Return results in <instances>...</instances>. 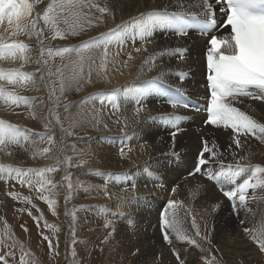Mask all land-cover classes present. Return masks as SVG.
<instances>
[{
	"label": "bare ground",
	"instance_id": "1",
	"mask_svg": "<svg viewBox=\"0 0 264 264\" xmlns=\"http://www.w3.org/2000/svg\"><path fill=\"white\" fill-rule=\"evenodd\" d=\"M29 2L33 4L32 14L27 18L30 20L37 14L42 16L51 0ZM90 2L96 3L99 7H107L109 12L101 14L96 8L65 3L63 9L59 7L56 9L59 18L57 28L67 33L71 26L79 21L84 26V31L77 36L66 35L64 39H52L53 30L44 26L41 19L37 27H44L43 44L54 49L61 47L79 49L82 43L92 38L99 41L102 33L107 34L122 22H130L132 17H137L140 13L162 10L165 6L169 12H184L187 9L194 11L201 0H182V7L179 8L176 7V0H90ZM60 3L61 0H57V5ZM97 17H102L103 22L98 21ZM64 19H67V23ZM88 19L94 21L92 26H88ZM7 27V21L0 26V32L5 37L9 40L24 41L31 48L25 53L26 61L0 59V68L19 69L36 75L33 78L34 83L29 82L27 85H11L7 80H0V86L6 91L33 98L30 105L20 104L18 107L0 100V120L17 125L20 131L19 144H9L0 150V165L22 170L57 167V171L43 173V178L35 172L24 178L26 181L31 180L32 184L51 180L55 185V188L52 184H45V187L50 192L49 199L56 201L54 206L56 215H53L47 203L45 208L50 210L58 221L55 227L60 231L61 239L57 247L58 262L66 264L67 260L64 244L66 238L64 194L69 189L68 182L63 179L64 173L67 172L66 158L61 159L64 154L61 137L64 134L49 116L52 102L49 100L51 85L48 73L49 70L54 71L56 67L63 70L64 86L61 88L59 82L55 94L64 99L69 131L73 132V140L79 142L69 147L72 155L68 163L71 190L78 191L76 197L78 202L97 203V208L84 212L85 223L92 225L96 233L90 238L78 233L86 237L85 242L77 246L79 254L83 253L86 259L87 252L100 244L105 249L104 257H92L94 262L90 263L179 264L172 252V248H175L185 264H204V258L209 260L215 258L217 264H221V258L222 264H264V253L259 251L258 246L243 231L244 227H249L255 234V230L264 226V188L249 189L246 193V206L239 207L237 215L233 209V202L224 197L221 191L222 188L229 190L233 186L207 178L208 174L226 171L228 165L235 167L237 163L241 166L264 167V143L253 136L241 137L242 146L237 148L230 139L231 129L205 125L206 112L203 109L210 98L207 96L205 83L202 38L178 37L170 28L160 27L154 30L148 42H142L139 38L133 41L131 29H128V35L122 44L117 42L118 37H112L113 43L109 45V55L103 67V47H91L79 54L73 51L64 54L63 58L55 57L46 68L42 61L36 63L40 47L35 34L31 38L22 34L13 37L10 34L11 30L4 32ZM145 47L147 51H143ZM134 48L142 50L136 53ZM177 48L187 49L184 59L180 60L172 54V50ZM128 53L132 54V60H128ZM154 53L165 54L156 56L154 66L148 65L141 69L145 58ZM126 60L128 66L124 67L122 62ZM81 65L84 79L79 82L81 86L78 91L77 81L72 79V75L74 70L79 71ZM180 73L184 74L182 83ZM155 77H159L158 86L145 83ZM89 78L92 83L86 82ZM122 87L131 91L122 92L117 98L120 110L115 115H112L113 109L107 100L101 107L99 99H91L99 93ZM177 88L180 89L179 95L190 107L173 109L166 102L169 96L178 95L175 92ZM139 89L145 90L144 111L139 117L141 122H137V118L133 116L134 92ZM235 106L246 111L258 122L264 123V101L240 98V102ZM195 108L201 110L196 111ZM93 115L96 117L95 120ZM168 116L180 117L178 127L181 130L177 133L174 143L169 133L175 129L167 119ZM118 117L121 118V123H113ZM123 117L128 118L127 127H124ZM49 120L51 127H45ZM97 120L100 123H97ZM104 123H107V128L103 126ZM45 133L52 134L51 145ZM125 136H129L130 139L122 141ZM204 140L209 141L210 147L215 142L214 150L217 156L209 158L206 154L209 163L203 165L202 173L190 175L195 171ZM122 142L132 149L128 151V147L125 148V158H121L119 154ZM141 145L144 147L141 148ZM76 146L85 161L82 165L80 164L82 159H78V153L75 151ZM44 148H49V152L43 153ZM241 156L245 159L241 160ZM61 160L65 164H61ZM251 170V167L246 168L245 172L236 178L237 181H242L250 175ZM96 173L114 174L113 180L107 184V191L112 194L111 198L104 194L105 176ZM116 174H121L120 180L124 182H117ZM257 177L264 179V173H258ZM252 182L255 183V179ZM133 183L136 185L135 191L131 188ZM28 185V183L21 185L17 179H8L7 182L0 180L2 223L0 228L11 214L23 215V212H30V203L24 201L22 197L23 193H28L26 191ZM174 186H177L175 193L172 192ZM9 192L16 193V198L8 195ZM169 200L182 202L169 209V218L171 219L172 213L175 212L180 235L186 237L179 239L176 232L169 230L171 245L164 241V229L161 227V214ZM235 203L239 205L238 196ZM216 205L219 207H215ZM193 217L200 230V236L195 235ZM241 219L245 220L244 225L239 223ZM109 221L111 223L106 228L105 224ZM81 222L83 225L84 220ZM18 233L21 237L25 236L20 231ZM101 234L103 236H100ZM204 235H208L211 243L203 239ZM104 237H107V242H100V238L103 240ZM193 240L195 243H192ZM89 259L91 260V257Z\"/></svg>",
	"mask_w": 264,
	"mask_h": 264
},
{
	"label": "snow or ice",
	"instance_id": "2",
	"mask_svg": "<svg viewBox=\"0 0 264 264\" xmlns=\"http://www.w3.org/2000/svg\"><path fill=\"white\" fill-rule=\"evenodd\" d=\"M39 2V0H37ZM213 0H203L200 7L206 9L204 20L198 27V33L202 36L207 37L206 41V88L210 91V99L207 102L206 107L203 109L206 112V119L204 121L205 125L214 126L217 128H223L225 130L231 129L230 139L232 143L235 144L237 148L242 146L241 137L247 138L248 136H253L261 143H264V123L258 122L253 116L249 115L246 111H242L239 107L235 106L237 102H240V98H252L264 101V0H214V3L219 5L218 9L212 7ZM75 4L82 7L96 8L101 14L109 12L107 7H99L96 3L90 2V0H61V3L57 5V0H51V3L47 5L44 9L42 16L37 14L35 18L27 19L31 16L33 11V4L29 0H0V26H3L5 21H7L8 27L4 29V32L11 30V36L26 35L31 38L34 34L37 37V41L40 47L39 58L36 63L39 64L41 59L44 57L45 45L43 44V34L44 27L38 28L39 20H43L44 26L51 28L54 32L52 39L66 38V35L77 36L80 32L84 31V26L77 21L76 25L71 26V30L67 33L61 31L57 28L59 22L58 15L56 13L57 7L63 9L64 4ZM176 7H182V0H176ZM219 11L223 19L217 24L216 12ZM77 16L79 14H76ZM98 21L103 22L102 17L96 18ZM67 23V19H64ZM94 21L92 19L87 20L88 26H92ZM170 28L173 33L177 36H186L188 34L189 25L186 22V15L184 12H169L167 6L162 10H152L140 13L137 17H132L130 22H122L117 25L116 28L109 30L107 34H101L100 40L97 38H92L88 42L81 44L79 49L74 47H61L53 52L52 48L47 49L48 57H61L64 54L77 51H86L91 47H103V61L102 67L106 64V58L109 55V45L113 43L112 37H118V43H123L124 38L128 35L127 30L131 29V38L135 41L139 38L142 42H148L149 38L153 35L156 28ZM79 29V30H77ZM221 29L226 30V34L221 31ZM215 33V34H214ZM105 36L107 38H105ZM102 41V43L100 42ZM31 46L26 44L21 40H9L7 37L0 32V59H20L21 61H26V52L30 50ZM141 48H134L136 53L141 52ZM143 51H147V48H143ZM187 49L177 48L172 50V54L176 55L178 59H184ZM165 53H154L153 55L145 58L141 65V69L144 66H154L156 56L164 55ZM128 60H132L133 56L128 53ZM83 57H81V60ZM44 64H48L47 59L43 60ZM123 66H128V61H123ZM23 64H21V68ZM66 67V66H65ZM62 68H56L55 73H60L62 75ZM151 71V67H149ZM54 73L49 70L48 75L51 76ZM163 73H161L162 75ZM35 73H26L20 71L19 69H2L0 68V80H7L11 85L22 84L27 85L29 82L34 83ZM181 83L184 79V74L180 73ZM43 79V77H41ZM72 79L77 81V90H80V81L84 79L83 67L79 68V71L74 70ZM87 83H92L91 79L86 80ZM149 85H159V77H155L149 81L145 82ZM61 88L64 86L63 77L61 79ZM255 90V91H253ZM54 91V90H53ZM129 89L122 87L119 89H112L109 92L99 93L97 96L91 97V99L100 100L101 107L105 100H107L112 109V115H115L120 110V104L117 102V98L122 92L128 93ZM178 94L176 96H169L166 102L173 108L184 107L188 108L190 105L183 99L180 93V89H175ZM135 105L133 109V116L139 120L140 114L144 111L143 98L145 95L144 89L135 90ZM52 94L49 95V100L51 101ZM0 100H4L6 103L16 105L20 104L30 105L33 102V98L17 95L14 92H8L4 87L0 86ZM196 111H200V108H195ZM55 109H49V116L53 114ZM165 117H160L164 119ZM93 119L96 117L93 115ZM127 117H123L125 121L124 127H127ZM167 119L171 122L172 127L175 129L171 131L169 135L172 137L173 143L175 142V137L177 133L181 130L178 127V121L180 117L168 116ZM56 123L60 124V118L56 117ZM97 123L100 121L97 120ZM113 123H121V118L118 117ZM105 128L108 127L107 123L103 125ZM45 127H51V121L49 120ZM124 128H121L123 131ZM47 135L48 143L51 145L53 143V136L51 133H45ZM68 135H73V132L68 131ZM129 136L122 138V141L129 140ZM20 143V131L17 125L11 124L5 120H0V150L4 146L9 144H19ZM128 147L127 144H121L119 149V154L121 158L126 157L125 148ZM144 145H141L143 148ZM216 147L215 142L213 145L209 146V141H203V148L198 156V163L193 173H199L201 171V166L209 163V158H215L217 152L214 150ZM231 147V144L229 145ZM132 149L128 147V151ZM49 152V148H44L43 153ZM208 154L209 158H206ZM69 160L71 158H68ZM241 160L245 157L241 156ZM63 163V160L60 161ZM85 161H80L82 165ZM251 167V173L242 181H237V177L241 176L245 172L246 168ZM57 167H49L46 169H28L22 170L19 168H12L11 166L0 165V180L7 182L8 179H17L21 185L28 183L32 184L31 180H25L24 177L28 176L29 173H37L43 178V173L57 171ZM15 173V175H13ZM258 173H264V167L260 165L254 166H241L239 163L235 167L232 165L227 166L226 171H220L216 174H208L207 178L209 180H215L217 183H227L232 185L229 190L221 189L223 196L229 201L233 202V209L239 215V207L246 206V193L249 189L255 190L257 187L264 188V179L258 178ZM97 175H104V189L105 196L111 198V193L107 191V184L109 181L113 180L114 174L107 173H96ZM121 174H116L115 179L117 182H124L120 180ZM64 180L68 181V189L71 190L72 184L68 174L63 177ZM255 179V183H253ZM45 184H52L51 180H45L41 184V189L44 188ZM55 188V185L52 184ZM176 187L172 188V192L175 193ZM133 191L136 189V185L133 183L131 185ZM87 191V189H84ZM126 190V189H125ZM8 195L16 198V193L9 192ZM238 196L239 205L235 203ZM48 204V207L52 210L53 215H56L55 204L56 201L48 199L47 197H41ZM68 197H65L67 201ZM182 202L169 200L168 205L164 208L161 214V227L164 229L163 239L166 243L171 245L172 240L170 239V231L176 232L179 239H186L180 235L179 221L176 219L175 212L172 213V218H169V209H172L176 204ZM215 207H219L216 205ZM31 215V213H29ZM75 213H73V220H75ZM109 223L105 224V227H109ZM241 225H244L245 220H239ZM192 225L196 228V236H200V230L196 225L195 218L193 217ZM114 231V229H113ZM243 231L248 235L249 239L252 240L257 246L261 253H264V226L258 230L250 229L249 227H244ZM111 235V233H109ZM48 240V237H44ZM203 239L208 241V235H204ZM104 242H107V237H105ZM0 243H3L0 240ZM75 243V240L73 241ZM192 243H195L193 240ZM48 247L50 251H54L53 244L51 240H48ZM58 247V244H57ZM139 251V250H137ZM172 252L175 255L176 260L179 264H185L184 260L181 258L179 252L175 248H172ZM59 255V253H55ZM73 257H75L76 252L73 249ZM135 254V253H133ZM0 261H4L7 264V260L3 255H0ZM23 262V257H21ZM204 264H217L215 258L209 260L204 258ZM222 264V258H221Z\"/></svg>",
	"mask_w": 264,
	"mask_h": 264
},
{
	"label": "rangeland",
	"instance_id": "3",
	"mask_svg": "<svg viewBox=\"0 0 264 264\" xmlns=\"http://www.w3.org/2000/svg\"><path fill=\"white\" fill-rule=\"evenodd\" d=\"M48 46H45L44 49V57L41 59L43 62L44 59H47L49 62L51 59H54L57 56L48 57L47 49ZM51 48V47H50ZM56 50V48H52ZM54 52V51H53ZM44 64V63H43ZM46 68H48V64H44ZM57 68V67H56ZM54 74L49 76L48 81L51 85V102L50 105L52 109H55L51 118L54 121L56 127H58L62 132L63 136L61 137L62 147L64 149V154L61 159L66 158V167L67 172L64 174H68L71 177V173L69 172V159H72V155L70 153V146H75L79 142L73 140L74 136L68 135L69 125L67 120V115L65 113L66 106L64 105V99L59 98L55 94V90L61 83L62 75L60 73H55V70L52 71ZM54 90V91H53ZM64 105V107H63ZM60 118L61 123H56V117ZM199 130V128H198ZM164 134V133H163ZM79 139V137H75ZM75 151L78 153V159L83 160V155L80 153V149L77 148ZM81 158V159H80ZM81 160V161H82ZM63 164L65 162L63 161ZM31 166V165H27ZM65 172V170H64ZM15 175V173H13ZM65 176V175H64ZM66 183L68 181L64 180ZM41 184L43 182L33 183L27 186L26 191L28 193H23L22 197L24 201L29 202V206L31 208L30 212H23V215L11 214L9 218L3 223V227L0 228V240L3 243H0V255L5 257L7 260V264H65L62 262H58L59 255L55 253L58 252L57 244L60 239V231L56 230L57 227V218L53 216L47 208H45V201L41 197L50 198V192L45 187L41 189ZM81 193V192H80ZM78 191L69 190L66 194H64V198L68 197L66 203V207L64 210V221L66 226L65 231V248H66V264H94L90 263L94 262L92 257L102 258L104 257V246L96 245L89 250L88 256L86 259L84 258V254H79L77 246L81 243L85 242L86 237L90 238L93 236L95 232V228L93 226L85 223V213L88 211H92L94 208H97V203H84L82 201L78 202L76 199ZM82 195L84 194L81 193ZM31 213V215L29 214ZM73 213H75L76 219L73 220ZM79 214V215H78ZM84 218V219H83ZM82 220H84L83 225L81 224ZM2 223H0L1 225ZM64 226V228H65ZM79 226V227H78ZM63 228V227H62ZM89 228V230H88ZM92 228V229H91ZM80 231H78V230ZM87 229V230H85ZM91 229V230H90ZM94 230V231H93ZM20 231L24 234V237H21L18 233ZM87 231V233H86ZM91 231V233H90ZM78 233H82L84 235H78ZM89 233L91 235H89ZM47 236L48 240L52 241L54 251H50L48 247V240H45L44 237ZM100 236H103L102 234ZM102 238V237H101ZM104 241L105 239L101 240ZM105 238V237H104ZM60 239V240H59ZM75 240V243L73 241ZM73 249H75L76 255L73 257ZM102 250V251H101ZM99 252V253H98ZM86 253V254H87ZM21 257H23V262L21 261ZM91 257V260L89 259ZM88 259L90 261H88ZM0 264H4V261H0Z\"/></svg>",
	"mask_w": 264,
	"mask_h": 264
}]
</instances>
